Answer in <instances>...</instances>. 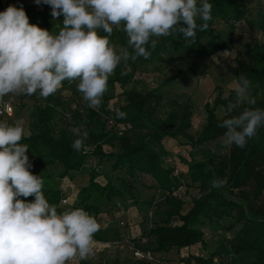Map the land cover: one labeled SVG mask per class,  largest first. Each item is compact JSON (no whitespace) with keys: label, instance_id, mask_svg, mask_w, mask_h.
<instances>
[{"label":"trees","instance_id":"obj_1","mask_svg":"<svg viewBox=\"0 0 264 264\" xmlns=\"http://www.w3.org/2000/svg\"><path fill=\"white\" fill-rule=\"evenodd\" d=\"M209 2L213 7L208 30L198 28L195 41L185 40L181 33L160 37L156 48H149L148 59L122 61L108 78L99 109L88 107L77 90L78 81L65 80L54 95L34 106L32 115H27V111L19 117L17 106L15 118L9 121L26 119L25 128L30 135L21 143L29 146L26 153L32 163L29 170L42 178L43 194L58 214L84 209L99 224L95 243L122 247L136 242L134 249L152 253L157 262L154 264H167V259L178 264H264V127L257 130V135L244 148L233 145L230 154L210 153L202 163L184 160L187 168H181L180 172L167 164L171 148L166 143L183 140L192 148H203L223 139L225 129L220 123L242 110L226 113L235 93L231 91L225 97L222 88L216 89L214 104L205 106L206 121L194 135L192 102H165L161 92L176 77L147 92L135 87L124 90L135 85L143 73L162 72L174 65L183 73L195 61L230 51L237 25L247 20L253 0ZM7 7L8 2L0 4L2 11ZM23 8L29 23L58 35L63 17L53 19L50 6L25 5ZM216 22L231 28L228 38L215 34ZM201 23L197 18V24ZM260 29L264 37V21ZM100 35L107 34L101 31ZM110 41L118 47H127L123 31L114 30ZM240 75L251 82L250 91L256 101L255 105L244 107L264 109V44L252 48L247 63H239L235 76ZM117 86L124 90L123 103H119ZM69 90L84 105L71 107L69 125L60 126L57 123L61 109L68 107L64 100ZM117 109L126 113V118H117ZM219 110H224L221 118L217 115ZM80 126L82 131L87 130L88 138L86 148L77 152L71 147L76 137L70 129ZM101 177L105 178L104 183ZM214 179L223 180L224 186L212 188ZM183 180L196 187L200 195L189 206L180 198ZM64 182L68 185L66 192L61 189ZM249 186L251 191L246 190ZM152 190L162 194L167 210L163 219L148 226L150 213L144 207H150L152 202L143 194ZM235 190L240 191L238 202L225 196L226 192ZM64 199L69 201L67 206L62 204ZM26 200L32 202L34 196ZM224 219L230 225L223 228L231 231L232 237L215 251L203 254L200 249L208 248L204 221L219 225ZM135 263L152 264L137 260Z\"/></svg>","mask_w":264,"mask_h":264},{"label":"clouds","instance_id":"obj_2","mask_svg":"<svg viewBox=\"0 0 264 264\" xmlns=\"http://www.w3.org/2000/svg\"><path fill=\"white\" fill-rule=\"evenodd\" d=\"M51 7L53 19L63 17L58 35L29 23L23 6L0 12V98L9 94L54 95L68 80L88 107L99 109L108 78L129 59H148L160 37L177 33L195 41L196 31L208 30L209 0H35ZM197 18L203 23L197 24ZM123 31L127 47L111 43L113 31ZM103 31L107 35H100ZM129 49L132 51L130 52ZM223 53L222 55H224ZM213 59H216L213 57ZM235 67V65H233ZM251 82L235 77L226 113L242 109L220 123L224 144L244 148L264 127V109L255 105ZM117 118L126 113L116 110ZM70 129L73 150L86 148L87 130ZM24 121L0 120V264H69L95 256L94 235L99 224L84 209L57 212L45 198L43 180L29 170V136ZM224 181L214 179L212 188ZM34 196V201L26 198ZM21 197L25 199H21Z\"/></svg>","mask_w":264,"mask_h":264},{"label":"rangeland","instance_id":"obj_3","mask_svg":"<svg viewBox=\"0 0 264 264\" xmlns=\"http://www.w3.org/2000/svg\"><path fill=\"white\" fill-rule=\"evenodd\" d=\"M8 2L9 5H17L21 3V0H0V4L4 5ZM35 3V0H32ZM45 4H40L43 6ZM0 12L2 10L0 9ZM264 21V0H253V4L250 7V13L246 21L237 25V30L233 36V41L230 51L219 53L208 60L195 61L191 66L180 73L179 67L174 65L171 69H164L162 72H151L143 73L137 77L136 84L127 86L124 90L128 91L132 88H136L138 91L147 92L151 89H156L160 85L169 82L173 77H176L174 81H170L165 87L162 88L161 92L165 95V102L169 100L183 103L191 101L193 106V128L192 134L196 135L204 125L206 121V104H214L217 98L218 88H222L225 91V97H228L232 90L233 81L235 79V71L239 63H247L250 59L252 48L257 44H264V37L262 35L260 26ZM115 30V29H114ZM214 32L217 35H223L228 38L231 32V28L224 24L216 22L214 26ZM235 65V67H233ZM130 71V69H128ZM203 72L206 75H203ZM112 76V75H111ZM123 89L117 86V93L119 94V103L124 102ZM59 95V94H58ZM8 100H11L15 106H18L19 117L26 115L28 111L29 115H32L33 108L37 104H42L45 98L39 97L38 94L28 95H6ZM65 104L68 107L61 109V116L58 120L60 126L69 125L70 123V112L78 106H83L84 103L80 102L79 97L72 91L69 90L66 93ZM118 101V100H117ZM72 107V108H71ZM218 117H223L224 110H219L217 113ZM12 123V122H9ZM59 126V127H60ZM167 147L171 148V155L167 159V164L170 167H175L179 171L181 168L186 169L187 166L184 164V160L188 163L192 162H206L212 154L223 155L230 154L232 146L229 147L224 144V138L211 143L210 145L203 148H192L185 145L183 140L169 141L166 143ZM171 161V162H170ZM103 172V170H101ZM181 172V171H180ZM105 178L101 177L100 181L104 183ZM183 193L180 198L185 202L186 206H189L191 201L198 198L199 191L196 187L190 186L185 180ZM247 191L252 190V186L246 188ZM239 190L232 192H226L225 196L234 202H238ZM144 198H149L152 202L150 207H144L150 213L148 226L152 223L159 222L164 218V212L167 208L164 203V197L161 193L152 190L151 192H145ZM230 222L228 219L221 220L219 225L214 223L211 224L208 221H204V231L206 233V239L208 241V248L200 249V252L207 254L210 251H215L220 247L221 244L226 243L232 237V232L228 229H224V226L229 227ZM146 240L141 242L145 244ZM136 247V242H128L125 246H105L104 248L95 249V256L84 261H72L69 264H106L120 262L121 264H136L135 257L131 248ZM229 263V261H226Z\"/></svg>","mask_w":264,"mask_h":264},{"label":"built area","instance_id":"obj_4","mask_svg":"<svg viewBox=\"0 0 264 264\" xmlns=\"http://www.w3.org/2000/svg\"><path fill=\"white\" fill-rule=\"evenodd\" d=\"M21 4L22 6H25V5H32V6H35L37 8H40L42 6H39V5H35L32 0H21ZM43 6H48V5H43ZM16 116V106L15 104L11 101V100H8L6 96H4L3 98H0V120H7L8 122L12 119H14ZM24 121V125L26 126V119H22ZM67 187L68 185L64 182V184L62 185V191L63 192H66L67 191ZM62 204L64 206H67L69 204V201L67 199H64L62 201ZM137 237V236H136ZM125 245H123L124 247ZM102 245H100L99 243H95V249L97 248H101ZM132 251H133V255L135 257V260L137 261H146V262H149V263H157L156 262V259L154 257V255L150 252H141V251H138L134 248H131ZM215 263H217V260H215Z\"/></svg>","mask_w":264,"mask_h":264},{"label":"crops","instance_id":"obj_5","mask_svg":"<svg viewBox=\"0 0 264 264\" xmlns=\"http://www.w3.org/2000/svg\"><path fill=\"white\" fill-rule=\"evenodd\" d=\"M27 115H29L28 113H27ZM136 216V214L133 212L132 213V217L134 218ZM105 246H102L100 249H102V248H104ZM169 257H171L170 255H169ZM167 264H178L177 262H170V261H168V259H167ZM70 263V262H69Z\"/></svg>","mask_w":264,"mask_h":264}]
</instances>
